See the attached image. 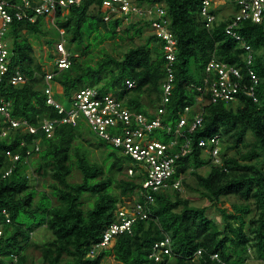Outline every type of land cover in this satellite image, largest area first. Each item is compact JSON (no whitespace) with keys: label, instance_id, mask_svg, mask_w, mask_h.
<instances>
[{"label":"trees","instance_id":"16d2710c","mask_svg":"<svg viewBox=\"0 0 264 264\" xmlns=\"http://www.w3.org/2000/svg\"><path fill=\"white\" fill-rule=\"evenodd\" d=\"M101 1L80 0L64 16L58 11L51 29L43 28V16H37L35 21L15 19L10 23L4 36L10 46L9 68L0 78V104L6 105L12 118H23L35 126L44 118L62 116L46 103L45 69L33 57L32 44L22 30L39 33L52 46L60 36L59 29H63L67 49L73 55L69 66H54L51 70L53 82L62 86L67 98L76 89L95 86L100 93L110 92L150 118L159 114L172 130L186 106L190 107L186 112L188 122L202 109L200 126L186 132L191 138V152L180 157L169 182L192 167L189 173L195 177V189L216 208L222 224L208 215L209 205L193 204L180 195L179 189L167 187L154 193L149 218L135 221L132 235L118 234L110 246L95 247L105 227L115 220V212L124 201L122 196L136 193L141 186V174L129 175L125 171L132 160L120 148L99 139L100 144L115 150H106V170L92 163L77 142L79 137L83 139L78 129L95 132L82 120L76 125L58 123L50 136L43 130L32 134L10 129L0 135V264H29L32 254L28 247L39 249L40 264H101L100 260L108 255L118 264H222L209 258L215 251L225 264H244L251 253L248 248H252L256 258H264V21L245 19L236 27L250 45L247 52L225 34V19L210 28L204 26L199 11L201 0H160L176 38L174 87L170 99L162 103L164 41L157 35L148 34L144 43L129 46L121 56L112 55L101 46L102 57L94 64L89 60L88 56L94 57L91 50L114 38L121 23L120 18L103 20ZM135 1L148 4L153 0ZM128 24L126 31L133 28L141 34L145 26H150V20L140 18ZM247 53L252 55L250 63ZM212 55L239 66L244 83L251 82L246 71L252 68L258 77L254 96L239 91L235 100L211 101L208 92L195 89L193 86L204 85L205 65ZM48 57L51 60L53 55ZM16 69L24 80L12 84L9 76ZM128 79L134 81L133 87H127ZM198 95H202L201 101L197 100ZM7 123L0 114V132ZM247 133L252 135V142H246ZM214 134L218 135L220 163L197 145L199 137ZM172 135L160 130L157 137L168 141ZM23 140L25 144L21 145ZM36 140L40 145L38 154L28 156L26 150L32 149ZM232 149L234 154L229 153ZM15 154L19 159L13 161ZM125 160L129 165H124ZM205 164L210 168L202 174L198 168ZM74 169L81 175L78 182L69 180ZM123 170L125 176L118 177L117 173ZM35 179L46 188L31 184ZM182 182L184 178L181 185ZM85 194L93 198L88 208L81 202ZM224 195H234L240 202H232L229 211L218 206ZM3 210L8 212L9 221ZM39 227L45 231L40 244L31 237ZM165 234L171 238L173 255L165 254L158 261L148 258L153 243ZM198 248L202 254L193 259Z\"/></svg>","mask_w":264,"mask_h":264},{"label":"built area","instance_id":"2783aa9c","mask_svg":"<svg viewBox=\"0 0 264 264\" xmlns=\"http://www.w3.org/2000/svg\"><path fill=\"white\" fill-rule=\"evenodd\" d=\"M231 2L235 7L229 18H226L224 32L239 42L247 52H250V45L245 42L236 27L241 20L250 19L252 22L261 23L264 21V0H224V3ZM80 0H0V78L6 74L9 68L10 46L7 39H4L9 25L13 20L34 21L37 16H56L60 11L61 16L66 15L71 5L79 4ZM160 0H153L150 4L139 5L134 0H102L100 9L105 21L122 18L128 20L133 17L150 20L152 32L160 37L163 43L164 54V76L161 80L162 103L171 97L174 87V60L176 52V38L169 28V20L165 16L164 8L160 5ZM217 0H201L199 11L203 18L205 27L210 28L218 22L220 17L216 13ZM63 30L60 29L61 37L53 43L54 51L51 59L53 66L63 69L69 66L70 58L73 54L66 48L62 37ZM252 55L247 53V63H250ZM242 71L239 66L229 64L217 59L212 55L205 65L204 85L193 86L201 92H208L211 101L235 100L239 91L249 96H254L255 84L258 77L252 68H248L246 74L250 83L242 80ZM53 70H46L44 74L46 93V103L56 108L62 114L60 118H44L39 126L28 123L23 118H12L4 103L0 104V114L8 121L2 127L0 135H6L10 129H20L22 132L37 133L43 130L47 136L53 133V129L58 123H70L76 125L80 120L86 124L103 140L109 142L132 160L129 167V174L139 173L143 176L141 186L136 191V198L125 200L122 206L115 212V220L108 224L102 234L100 242L95 247H107L118 234H133V224L139 219H147L151 213V205L154 204V193L174 187L180 189L182 173L176 179L169 182L170 176L175 172L178 160L181 156L191 152V138L186 132H192L200 126L202 109L195 114L193 120L188 122L187 114L189 106L185 107V113L175 123L172 130L170 125H165L159 114L150 118L146 114L133 110L110 92L100 93L95 86H83L72 92L69 97V107L55 98L53 93ZM12 84H17L24 80L19 69L9 76ZM127 87H133L134 81L127 80ZM198 101L203 99L198 95ZM162 112V109H159ZM187 128L185 129V127ZM160 130L172 132L171 139L163 141L158 139L155 132ZM182 139V141H180ZM39 141H35L32 149L26 150L29 156L33 151L39 150ZM25 141H21L24 145ZM218 135L211 137H199L197 145L202 147L214 158V162L220 163L218 156ZM19 155L12 156V160H18ZM10 171V170H9ZM8 173V172H6ZM140 198V199H139ZM142 198V199H141ZM5 218L9 221L7 211L3 210ZM2 228L0 226V236ZM173 255L171 250V238L168 234L164 238L153 243L148 258L163 260L164 255ZM202 254V249L198 248L193 253V259ZM211 260L225 264L218 252L209 255ZM16 261V256L13 258Z\"/></svg>","mask_w":264,"mask_h":264},{"label":"rangeland","instance_id":"374dc122","mask_svg":"<svg viewBox=\"0 0 264 264\" xmlns=\"http://www.w3.org/2000/svg\"><path fill=\"white\" fill-rule=\"evenodd\" d=\"M232 11V9H231ZM236 10H233V12ZM219 12V11H218ZM218 16V13H217ZM219 17V16H218ZM44 20L43 28L44 29H51L52 27L55 26V21L56 19H53L51 17H47ZM128 20H121V23L119 24L117 35L112 38V39H106L103 43H101L98 47L93 48L91 50V53L94 54V57H89V60L91 61L92 64L95 63L99 58L102 57L101 52L99 53V48L103 46L105 48V51L108 53L115 55V56H121V53L126 50L129 46H134V45H139L145 42V36L150 34L152 31L149 29V27H144L142 30L141 34H136L135 30L133 28H129L126 31V27L129 25ZM124 29V30H123ZM30 34V32H29ZM30 36H32L30 34ZM35 38V39H34ZM37 38V40H36ZM47 39H50V34H47ZM31 44L33 45V57L35 58L36 61L40 62L42 66L44 67L45 70H51L54 66L52 64V61L50 60L49 53L52 52V47L48 45L46 42V37L38 34H35V37L32 36L30 39ZM44 43V46L41 44ZM155 44V43H153ZM238 44H240L238 42ZM92 48V47H91ZM81 60L85 57H79ZM104 81H100V84L102 85ZM55 98L60 101L61 103L65 104V106L69 107L70 100L67 98L66 95H63V93H57L55 94ZM145 98V96L143 97ZM155 108L149 106L150 111H154ZM79 132H81L82 137H79L77 139V142L80 143V146L84 148L87 152V156L89 160L93 163L96 162L99 165L103 166V169L106 170L107 167V162H105V157H106V150H115L112 146H104L100 144L99 138L94 134L91 133L88 130H85L83 128L78 129ZM156 135H158L157 132H155ZM159 138H161L159 136ZM252 135L250 133L246 134L245 140L246 142H252ZM242 151L245 150L244 146H242ZM229 153L234 154L233 149L229 150ZM37 156V154H34L33 157ZM125 166L129 165V161L125 160L124 163ZM209 165L205 164L202 165L201 167L198 168V171L202 174H206V172L209 170ZM192 170V167H189L188 171L190 172ZM126 171V170H125ZM127 172V171H126ZM185 173L183 174V178L185 179V182H182V185L179 189L180 195L182 197L188 198L191 203L196 204V205H209L210 207L207 210L208 215L215 219V221L221 225V220H220V215L216 208L214 206L210 205V202L205 198L202 197L200 194H198L197 190L195 189L196 187V180L193 174L191 173ZM30 173V172H29ZM118 177H124L125 173L124 170L123 172H118L117 173ZM69 180L72 182H78L81 180V175L80 173L74 169L72 174L69 177ZM31 184L35 185L36 188L38 189H45L46 187L43 186L42 181H38V179L31 181ZM88 194H85L83 197V207L88 208L89 206H92L93 198L89 197ZM123 200L128 202V200H132L136 198V194H130L129 196H122ZM240 202L239 200L236 199L234 195H224L220 198L219 205L218 206H223L226 207L227 210L231 211V204L232 202ZM44 235L45 231L42 227H39L37 230L33 231L31 237L33 240H35L38 244L44 240ZM110 246V245H109ZM29 253L32 254V261L29 264H40L41 261V254L39 249L36 247H28L27 248ZM248 251L251 252L249 258L245 261L244 264H264V258H256L252 248H248ZM101 264H118V262L113 258L112 255L104 256L100 260ZM28 264V263H27Z\"/></svg>","mask_w":264,"mask_h":264},{"label":"crops","instance_id":"0c3cea01","mask_svg":"<svg viewBox=\"0 0 264 264\" xmlns=\"http://www.w3.org/2000/svg\"><path fill=\"white\" fill-rule=\"evenodd\" d=\"M217 1H218V3L215 6V8H216L215 10H216V13H218V16L220 17L221 20L229 18L231 16V14L233 13V10H236V7L231 2H227L226 1V3H224V0H217ZM231 9H232V11H231ZM29 32H30V34L32 36L35 37L33 32H31L29 30H22V33L24 34V36H26L28 38V40L30 41L32 36H30ZM36 40H37V38H36ZM41 44L44 46V43H41ZM52 53H53V50L49 54H52ZM52 86L54 88L55 94H56V92L57 93H62L63 92L62 86L59 85L58 83L53 82Z\"/></svg>","mask_w":264,"mask_h":264},{"label":"clouds","instance_id":"9594fccd","mask_svg":"<svg viewBox=\"0 0 264 264\" xmlns=\"http://www.w3.org/2000/svg\"><path fill=\"white\" fill-rule=\"evenodd\" d=\"M135 1V0H134ZM136 2V1H135ZM137 3V2H136ZM151 3V2H150ZM150 3H148V4H150ZM101 4V3H100ZM137 4H139V3H137ZM139 5H142V6H144V5H147V4H139ZM101 10V9H100ZM102 12V11H101ZM44 17V16H43ZM47 17H51V16H47ZM47 17H44V20H46L45 18H47ZM55 17L56 16H54V17H51V18H53V19H55ZM103 18V17H102ZM121 20H122V18H120ZM138 19H140V18H137V17H133V18H130V19H128V22H130V21H135V20H138ZM104 20V19H103ZM112 20V19H111ZM35 21V20H34ZM108 21V20H107ZM149 29L151 30V25L149 26ZM63 30V29H62ZM152 31V30H151ZM59 32H60V29H59ZM64 32V31H63ZM151 33H153V32H151ZM154 34V33H153ZM61 37V34H60V36L57 38V39H55V40H58L59 38ZM62 37H63V40H64V42H65V46H66V40H65V38H64V35H63V33H62ZM54 40V41H55ZM54 41H53V43H54ZM52 50L54 51V48H53V44H52ZM66 48H67V46H66ZM164 55V54H163ZM46 71V70H45ZM53 93H54V95H55V92H54V88H53ZM82 122H84V124L85 125H87L88 126V124H86L85 123V121H82ZM89 127V126H88ZM95 135L99 138V139H102L101 137H99L96 133H95ZM103 140V139H102ZM39 151V150H38ZM38 151H33V153H31V155H29V156H33L34 154H38L37 152ZM128 169V168H127ZM9 170L10 169H8V171L7 172H9ZM127 171V173H128V170H126ZM7 174V173H6ZM129 174V173H128ZM129 175H131V174H129ZM7 214H8V212H7ZM8 216H9V214H8Z\"/></svg>","mask_w":264,"mask_h":264}]
</instances>
